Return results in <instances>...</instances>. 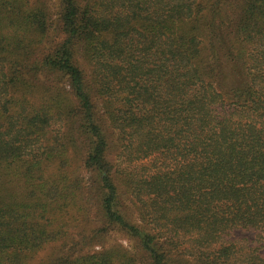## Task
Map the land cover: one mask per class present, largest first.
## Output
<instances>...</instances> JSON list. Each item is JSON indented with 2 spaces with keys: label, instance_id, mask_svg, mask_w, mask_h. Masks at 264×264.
I'll return each instance as SVG.
<instances>
[{
  "label": "trees",
  "instance_id": "16d2710c",
  "mask_svg": "<svg viewBox=\"0 0 264 264\" xmlns=\"http://www.w3.org/2000/svg\"><path fill=\"white\" fill-rule=\"evenodd\" d=\"M0 264H264V0H0Z\"/></svg>",
  "mask_w": 264,
  "mask_h": 264
},
{
  "label": "rangeland",
  "instance_id": "374dc122",
  "mask_svg": "<svg viewBox=\"0 0 264 264\" xmlns=\"http://www.w3.org/2000/svg\"><path fill=\"white\" fill-rule=\"evenodd\" d=\"M49 1L53 2L54 4L55 0H49ZM84 172L81 168L80 173L83 174ZM122 190H123V193L126 194L125 193L126 188H123ZM254 234L255 233L253 231H244V232H241L238 236L239 237L246 236V237L252 238ZM85 241H88V239ZM130 244L131 242L129 238L126 237V235L120 232H117V231H110L107 234L106 240L104 242L100 239V240H95L91 243H84V239H83L81 245L78 248L81 249L82 251H96V250L102 249V247H109L111 245H120V246L122 245L125 247H130L131 246ZM50 254H51V248H48L47 250L41 252L39 257L47 258Z\"/></svg>",
  "mask_w": 264,
  "mask_h": 264
}]
</instances>
